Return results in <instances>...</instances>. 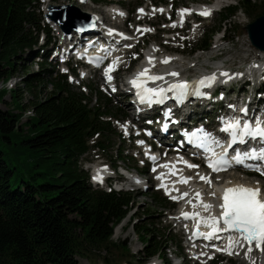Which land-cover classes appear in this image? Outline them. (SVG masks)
Instances as JSON below:
<instances>
[{"label":"trees","instance_id":"trees-1","mask_svg":"<svg viewBox=\"0 0 264 264\" xmlns=\"http://www.w3.org/2000/svg\"><path fill=\"white\" fill-rule=\"evenodd\" d=\"M162 2L167 4L169 0ZM240 10L258 18L264 15V0H239L225 7L220 12L219 29L203 33L192 52L208 51L215 35L226 33V24ZM42 30L49 36L51 28L38 0H0V82L12 78L21 67L28 70L24 61L19 62L23 57L18 52L33 49ZM39 54L35 52L33 59ZM47 66L41 63L39 71L27 72L22 80L33 94L29 105L22 103L19 87L12 97L22 110L0 108V264H83L81 258L98 264V258L91 257L90 252L121 248L113 237L116 227L133 210L132 197L130 192L95 188L81 160L91 150L111 144L112 119L124 114L111 108V99L102 91L100 103L93 105L92 96L75 90L66 74L52 77L54 71ZM48 77L54 93L44 97V89H38L44 87ZM5 90H0V101ZM29 106L33 116L21 123ZM23 147L37 154L54 174L49 170L41 173L45 180L39 182L34 172L28 177L17 173L18 167L11 164L8 153L18 154ZM125 159L121 149L116 160ZM147 194L154 200L160 198L156 191ZM160 200L164 208L171 206L167 198ZM152 217L149 213L145 216ZM134 229L146 248L140 257L133 256L136 264H147L156 256L164 264H174L167 253L162 257L164 241L158 240L156 233L151 236L149 224L135 223ZM169 241L174 242L173 237ZM122 249L128 250L129 245Z\"/></svg>","mask_w":264,"mask_h":264},{"label":"rangeland","instance_id":"rangeland-1","mask_svg":"<svg viewBox=\"0 0 264 264\" xmlns=\"http://www.w3.org/2000/svg\"><path fill=\"white\" fill-rule=\"evenodd\" d=\"M80 0H62V1H46V0H38V4L41 7L43 16L45 17V13L49 11L50 5H67L72 4L77 6L81 11H85L84 5H81L79 3ZM150 1L153 2L154 5H158L155 8H152L150 11V20H153L156 22L155 25V32L152 31H146L142 34H139L138 36L134 35L135 41L139 40V47L144 48L143 52L146 54L147 50L154 48L155 50L158 49V52L162 54L163 52L165 56H168L170 58H175L178 60H181L183 65V76L185 75H197L201 74L206 71H219L223 73L232 74L233 78L237 76V73H241V75L246 74V72L249 71V66L253 64L254 62H259L264 57V52L258 50L255 48L248 36V30L247 26L249 23L256 20L255 16H248L246 15L242 10H240L233 18L232 21H229L226 24L225 32L223 31L219 32L215 35L213 39L212 47L208 51H196L194 53H191L192 50H194L197 47L198 40L201 38L202 33H210L213 30H218L219 26L221 24L220 22V11L216 12L212 18L203 20L202 18L195 16L197 18L196 21H200L199 23H195L194 26L191 25L189 27H184L182 24L176 23V12L172 16V20H170V12L169 8L170 5L164 4L162 0H137V1H128V0H117V2L122 6V11L124 13L123 18L119 20L120 23L124 22L126 18H129L130 21L127 22V27L137 28L141 30L140 26H137L136 22L141 17V11L139 10L140 7H145L146 5H150ZM179 2V5L177 6L178 9L180 7H192V3H212V0H177ZM228 4L235 5L239 0H228ZM89 4L96 7V5H93L91 1H89ZM171 0H169L170 4ZM81 5L82 7H80ZM140 6V7H139ZM98 7V6H97ZM101 7V6H100ZM138 9L136 10V8ZM159 7H162L163 11H160L157 13V10ZM89 8V7H88ZM92 8V7H90ZM154 9L156 11H154ZM160 9V8H159ZM92 10V9H91ZM129 10L131 12H134V14H128ZM125 15H127L125 17ZM46 21L48 20L47 17ZM83 18V17H82ZM86 22H92L91 17H85L83 18ZM133 21V22H131ZM175 24L176 26L173 27L172 25ZM198 24V25H196ZM46 26V25H45ZM116 26V25H115ZM122 26V25H120ZM198 26V27H197ZM144 29H149V25L142 26ZM166 28V32L169 33V35H173L172 38H166L165 34L162 32H159L158 30ZM181 30L183 32L181 33ZM136 31V33H137ZM172 32H178L180 38L176 36L175 33L172 34ZM56 35V32L50 34L51 41L54 42V36ZM71 35L76 36V31H73ZM74 36V37H75ZM225 36L224 40H221ZM41 37L42 33L38 37L37 45L31 49V48H25L24 51L18 52L19 55H22L23 60H19V62L24 61L25 67H28V70L25 71L24 67H21L15 75L11 78V84H14V87L10 89L7 87L8 80H4L0 82V90L6 89L4 92V97L0 101V108L2 109H11L16 110L17 112L21 111L22 108H17L18 102L13 101L12 92L15 89H18L19 87L22 88V92H19V94L22 95V103L29 105V100L32 99L33 94L31 92H28V88L23 85V78L26 77L27 72L30 74L36 73L39 71L40 63L43 60L42 58H35L33 60L32 56H35V52L43 54L47 52L48 56L44 59L46 63L48 64L47 67H49L51 70L54 71L52 74V77H55L57 74H64L65 71L68 69L66 68L59 59L56 57L54 58L53 55L56 53L57 48H53L52 45H49L45 48L41 46ZM188 41V42H187ZM135 42H133L131 45L133 46ZM190 43V44H188ZM221 44L218 47V44ZM56 45L57 42H56ZM55 45V46H56ZM140 52V50H138ZM133 58L136 56L135 54L132 55ZM37 59L40 61V63L37 61ZM145 61V59H144ZM37 63L40 65L38 66ZM129 62L128 59L124 63V72H121L119 74V78L124 79V76H127L129 73H132L136 66L132 65L128 68ZM70 69L76 68L75 61L71 62L69 65ZM76 71V70H75ZM81 71V70H80ZM88 71L84 70L78 74V78L75 81L71 82V78L68 77V81L72 84L73 88L77 91H83L88 96H92V104L98 105L100 103L101 94L100 91H102V94L106 98L111 99V108H114L115 110L120 109L121 112L124 114V116L119 117L118 119H125L128 121H131L132 119V110H130L129 105V99L128 96L125 94H119L118 96H111L110 94H107L104 89L103 81L101 74L102 72L99 70V73H97L95 76H92V78L86 77L85 73ZM78 73V72H77ZM81 76H85V80L82 81L85 86H80L79 83L81 82ZM39 86L38 91L41 89H44V94L42 96L46 97L50 95L51 93H54V86L51 83L50 77L47 78L46 84ZM247 89V88H244ZM234 97V96H233ZM129 105L127 107L126 105ZM28 111H33V108L29 106L24 110L23 117L21 119V123L27 122V120L31 117V114L28 115ZM205 113L199 116L197 114V117L206 116L202 120L204 121H214V111H208V109H205ZM135 113V112H134ZM115 119V118H114ZM196 119V118H194ZM145 121V120H143ZM145 123V122H144ZM147 123V121H146ZM134 125H136V122H133ZM27 124L24 125L26 128ZM124 124H121V122H117L114 120L111 123V126L113 128V131H110V137L109 141H111V144L108 143L106 145L107 147L105 149H95L91 150L89 154L83 156V159L81 160L83 164V168L91 167L92 172L94 173L93 166L99 165V166H106L112 165L114 162L116 164V157L119 155V151L121 149L124 150V155H126V159L124 161H120L119 164L115 165L122 166L123 170L120 169H113L110 170V173H116V175L122 174L125 172V169L129 170L131 175L136 177L137 171H140V169L143 167V160L141 159L138 161V159L135 156H139L140 150L136 148L138 145H140V142H136L133 140H129L126 138V132H122L121 127H123ZM108 141V142H109ZM93 142V141H92ZM91 142V143H92ZM22 152L20 153H8V158L11 161V164L18 167L17 173H23L26 177L29 176L31 172H34L37 175V180L39 182H42L45 180L44 175L41 173H44L46 171H50L52 174H54L53 168H49L50 166L43 160L39 159L37 154H32L29 151L25 150V148H20ZM141 156V153H140ZM175 157H178L177 155H173ZM173 156H171L169 159H171ZM127 167H134L136 169H130ZM106 169V168H105ZM190 175H194L195 173L191 171L189 173ZM229 174L233 175L232 177L236 178V180L245 179L246 185H252L256 181L261 183V185L264 186V179L256 177L252 174H248L246 172H243L241 170H232L229 172ZM227 174V175H229ZM152 174H149L148 177H150V180L146 182L145 185H143L141 188H135L132 186V183H127L126 178H118V184H127L130 185L133 190H123L124 192H130L132 197V205L133 210L129 213V215L116 227L113 242L120 243L121 248L119 247H112L109 249H103L100 252H90V256L96 259V263L98 264H105L104 259H107L110 264H136V261L133 260V256L140 257L145 253L146 248L144 247L140 236L136 234V231L134 229V224L146 225L149 224V228L153 231L151 234L154 235L155 233L158 235L157 239L160 240L162 238L164 250L162 257L167 253V256L172 259L174 264H242L240 263L236 257H226L224 255H217V256H209L208 258L203 257H196L193 255L191 248L187 246V235L186 230H184L180 225L177 224V222L174 221L173 216H175L176 212L179 208V202L171 201V199L166 195L164 191H157L155 189V179L157 178V175L150 176ZM226 175V176H227ZM95 176V175H94ZM225 176V177H226ZM47 177V176H46ZM129 177V176H128ZM147 177V176H146ZM223 177V178H225ZM222 178V177H221ZM239 178V179H238ZM144 179V177L142 178ZM94 181H96L94 179ZM95 188H102L99 185H95ZM104 188V187H103ZM113 189V188H111ZM158 192V197L160 198H167L171 206H168L167 208H164L161 204L160 198L158 200H154L153 197L149 196L150 192ZM171 207V208H169ZM152 215V218H145L146 215ZM170 237H173L174 242L171 243L169 241ZM126 244L129 245L128 250L122 249ZM176 254H178L180 257L183 258H176ZM264 255V254H262ZM80 261L83 264H90L91 262L88 259L81 258ZM150 263L154 264H164L161 257L156 256L152 260H150ZM93 264V263H91Z\"/></svg>","mask_w":264,"mask_h":264},{"label":"snow or ice","instance_id":"snow-or-ice-1","mask_svg":"<svg viewBox=\"0 0 264 264\" xmlns=\"http://www.w3.org/2000/svg\"><path fill=\"white\" fill-rule=\"evenodd\" d=\"M143 12V9L140 10ZM154 11H156L154 9ZM159 11H163L160 9ZM189 9H182L180 14L183 16L189 14ZM124 15V13H119ZM211 12L205 10L201 15H210ZM98 19V17L96 18ZM94 27L95 25H90ZM173 27L176 25L173 24ZM79 31H84L83 28L78 29ZM138 31H152V29H143ZM113 34V30L109 29V35ZM123 39H129V37L124 36L122 33H117ZM131 45H129L130 47ZM170 58L165 59L164 63H168ZM113 62V65H110L106 70V74L115 70V65L118 62ZM151 62V58H150ZM149 69H144L142 72L137 74L136 79L132 80L131 83L135 88L138 89L137 95L140 98L141 103H159L163 102V99L166 96V93L169 91L174 92L176 99L180 102L186 98L188 94V89L190 85L187 82L171 84L167 89L161 87L159 89L149 88L146 86L147 81H157L164 79L163 76H154L148 75ZM172 76H178L179 73L172 72ZM223 75L228 76V73H223ZM108 79L111 80L112 77L108 75ZM215 77H205L204 79L197 82L200 86H210L209 81H214ZM193 94L202 95L198 89L193 90ZM154 97L158 99H154ZM231 107V106H230ZM245 116L247 115V109H242ZM223 127L221 131L228 133L230 136L229 147L233 145H244L247 144L249 140L261 142V146L250 147L248 150L241 151L239 148L235 149V155L231 158L227 157L225 152L218 159L208 160V167L211 168L214 172L226 171L231 167L232 161H235L238 164H244L246 160L259 161L260 164L256 165H245L250 170L259 172L261 175H264V167H261V164H264V120L256 118L255 121L244 120L242 121L239 118H221ZM200 133H203V138L209 141V144L199 143L197 146L203 148L206 152H212L215 155L211 144H215L223 147L221 142L215 137H212L208 133H204L203 130H199ZM196 135V134H194ZM141 143H143L141 141ZM153 160L156 157H152ZM182 160V158H181ZM189 168H197L198 165L189 164L187 161H183ZM164 167H169V165H164ZM174 167V165L172 166ZM172 174H175L173 172ZM199 175V173L197 174ZM159 178V177H158ZM97 179H101L97 177ZM191 177H183L180 182L188 183ZM200 179L205 183L211 185L212 180L207 176H200ZM231 183V182H229ZM165 187L167 191V186ZM211 195L216 197V192H212ZM188 196V193H184L181 197L173 196L172 199L178 200L183 197ZM195 199L197 200L196 204H192V201L189 200V203L192 204V207L195 209L201 207L204 212L209 213V215L204 216L199 211H193L192 213L183 212L182 216L184 219H192L196 223V231L193 232V238L203 237L204 239L211 240L214 237L219 238L220 233L228 232L234 235H229V243L224 249H217L218 251L223 250L227 254L232 255L233 249L235 247H243L246 243L248 245L247 253L252 252V245L255 244L257 248H260L264 251V190L259 187V182L257 181V186H249L245 184H236L232 187H227L223 190L222 194L218 199L221 202L218 205H213L207 203L203 200L200 192L196 193ZM219 208V214H212L213 208ZM207 227L210 229L208 232H201L199 229L201 226ZM239 254V253H235ZM249 259H251L249 255ZM252 264H255V261H252Z\"/></svg>","mask_w":264,"mask_h":264},{"label":"bare ground","instance_id":"bare-ground-1","mask_svg":"<svg viewBox=\"0 0 264 264\" xmlns=\"http://www.w3.org/2000/svg\"><path fill=\"white\" fill-rule=\"evenodd\" d=\"M60 1H62V0H60ZM227 2H228L227 0H215L212 3H200L199 5L193 7L192 9H189L190 10L189 14H185L183 16L180 14V17H179L177 23L183 22L192 14H195V13L201 14L205 10H208L212 13L216 9L226 5ZM79 3L81 5H84V7L86 8L85 9L86 13L93 15V20L95 21V24H94L95 26L94 27L91 26L90 29L86 30V32H84V33L85 34L89 33L90 35H93V38L96 37L99 39L103 38V36L110 37L111 39L107 42V44L110 45L111 48H114L117 45V46H119L120 50H123L126 47H129V45H131L132 42L130 40L123 39L118 34L113 33L112 35H109V31L107 30V28H104L102 26L103 23L114 24V25H111L110 27H114L116 29L120 28L121 30H125V31L128 30V31L132 32L131 33L132 35H136V36L145 32V31H137V28L133 29L132 27H127L128 24L125 21L120 23L119 20L121 18H123V15L119 14L120 11L116 7L102 9L100 6H98L94 3H92V4L96 5V7L90 5L88 0L85 1L84 3L79 1ZM81 5H79V6L82 7ZM90 7H92V8H90ZM160 9H163V8H160ZM160 9L158 8L157 13L160 12L159 11ZM129 12H131V10H129ZM144 13H145V11L143 10V12H141V14H144ZM204 16H208V15H204ZM97 17H98V19H96ZM102 19H104L103 22H102ZM143 20L145 22L151 24V25H154V26L156 25V22H154L153 20H150L148 18L142 19V17H140L139 22H141ZM52 23H53V21H52ZM136 23H138V21ZM120 25H122V26H120ZM55 26H57V25H55ZM136 31H137V33H136ZM74 36L75 35H73V37ZM79 40L80 39L78 38L77 41H79ZM64 42H66V43L68 42V34L66 35V39L64 40ZM220 45L221 44L219 43L218 47ZM131 52H132V45L126 51V54L128 57L130 56ZM164 53L165 52H163L162 54H160L159 52L156 53V50L154 48L150 49L147 52V56H146V59L144 61L143 67H141L140 69H138V67H136L134 72L140 73L144 69H149L151 67H158V68H161V76L164 77L163 80H172V79H178L179 80V79H181V76L183 75L182 73L184 71L181 60L165 56ZM112 54L114 55L113 62L117 61V58H119L118 61H121V57H122L121 51H116V52H113ZM150 58H151V62H150ZM167 58H170L169 62L164 63L163 61H165V59H167ZM248 68H249L250 72H254V73L261 72L264 69V57L261 61L254 62L253 64H251ZM172 72L179 73V75L178 76H172V75H170V73H172ZM219 73L223 74V72H219ZM104 74H105L104 72L101 74L102 79L104 78L103 77ZM226 77H228V79H231L233 76H232V74H228V76H226ZM189 97H190V101H191V99H193V96L189 95ZM126 106L129 107L128 104ZM186 112H187V114H186ZM30 114H31V116H33L32 111H28V115H30ZM180 114L183 116V122H187V120L193 119V115L190 114V108L187 111H185V110L180 111ZM146 120H147V118H146ZM146 120H145V122H146ZM213 123H214V121L209 122L208 124L212 125ZM145 148H146L145 150H147L148 147H145ZM221 153H224V152H221ZM164 165H169V167H164ZM173 165H174V167H172ZM173 172H175V174H172ZM193 172L196 174L190 175V174H187L185 172V168L183 167L181 160H180V156L178 155V157L173 156L168 162L161 164L160 170L157 173V179L159 180V182L162 185L167 186V191H165V192L168 193L171 198L173 196L181 197V196H183L184 193H188V196L183 197L182 199H178V200L173 199L175 202H179L178 211L176 212L175 216H173V218H174V221L177 222L178 225H180L184 230H186L187 246L191 248L193 255L196 257H203V258H205V257L208 258L209 256H212V255H214V256L224 255L227 257L228 256H230V257L234 256L242 264H252V261H255V264H264V255H261L255 251V244L252 245L253 250L250 254L247 253L248 245L246 243L243 245V247H235L233 249L234 254H232V255L227 254V252H225L223 250H220V251L217 250V249L226 248L228 243H229V240H228L229 235H234V234H231L228 232L220 233L219 238L214 237L211 240L204 239L203 237L190 239V237H192V235H193V232L196 231V223L192 219H184L182 216V213L183 212L192 213L193 211H199L204 216L209 215V213L204 212L201 207H197L195 209L192 207V204L197 203V200L195 199L197 192L201 193L202 198L205 202L211 203L213 205H218L221 202V200L218 199V197L221 196V194L225 188L232 187L236 184H245L246 185L245 181H243L245 179L236 180V178L232 177L233 175H231V174L227 175L225 178L220 180L218 178L215 179L214 176L209 175L208 173H204L202 171L199 172L198 170H193ZM198 173H199V175H197ZM105 174H106V170L104 168L94 169V175H95L94 179L96 180V182L98 184L100 181L103 180V178L105 177ZM200 176L210 177L212 180V184L209 185V184L205 183L204 181H201ZM97 177H99L101 179H97ZM183 177H191V179L188 181V183H181L180 180ZM229 182H231V183H229ZM127 183L128 184L132 183V186L134 187V189L138 188L144 184L143 181H141L139 178L134 177V176H129ZM249 186H253V187L257 186V181L254 184L249 185ZM259 187L262 190H264V186L261 185V183H259ZM118 188L123 189V190L132 189L130 185H127L125 183L120 184ZM212 192H216L217 196L213 197L211 195ZM189 200L192 201V204L189 203ZM219 211H220L219 208L214 207L212 210V214H219ZM199 230L201 232L210 231L209 228L204 227L203 225L200 227ZM235 253H239V254H235ZM249 255H250L251 259H249ZM150 264H154V263H150Z\"/></svg>","mask_w":264,"mask_h":264},{"label":"water","instance_id":"water-1","mask_svg":"<svg viewBox=\"0 0 264 264\" xmlns=\"http://www.w3.org/2000/svg\"><path fill=\"white\" fill-rule=\"evenodd\" d=\"M88 16V13L81 11L75 5H50L47 14V17L59 23L67 32L79 31L78 29L83 27V18ZM247 30L252 45L258 50L264 51V15L249 23Z\"/></svg>","mask_w":264,"mask_h":264}]
</instances>
